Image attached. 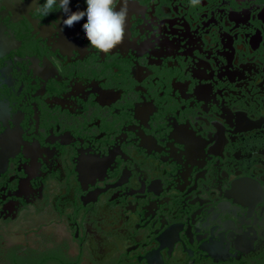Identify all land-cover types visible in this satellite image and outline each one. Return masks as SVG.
Returning a JSON list of instances; mask_svg holds the SVG:
<instances>
[{
	"label": "flooded vegetation",
	"instance_id": "obj_1",
	"mask_svg": "<svg viewBox=\"0 0 264 264\" xmlns=\"http://www.w3.org/2000/svg\"><path fill=\"white\" fill-rule=\"evenodd\" d=\"M36 3L0 0V264H264V0H117L108 54Z\"/></svg>",
	"mask_w": 264,
	"mask_h": 264
},
{
	"label": "clouds",
	"instance_id": "obj_2",
	"mask_svg": "<svg viewBox=\"0 0 264 264\" xmlns=\"http://www.w3.org/2000/svg\"><path fill=\"white\" fill-rule=\"evenodd\" d=\"M86 9L71 11L70 0H37L35 11L42 16L50 15L59 9L65 15L61 21L65 27H72L85 16L87 22L82 25L84 34L92 48L108 54L122 43L125 35L127 11L124 7L117 8V0H85ZM191 6L200 4V0H190Z\"/></svg>",
	"mask_w": 264,
	"mask_h": 264
},
{
	"label": "water",
	"instance_id": "obj_3",
	"mask_svg": "<svg viewBox=\"0 0 264 264\" xmlns=\"http://www.w3.org/2000/svg\"><path fill=\"white\" fill-rule=\"evenodd\" d=\"M10 44V39H7L4 35V30L0 26V56L6 52Z\"/></svg>",
	"mask_w": 264,
	"mask_h": 264
}]
</instances>
